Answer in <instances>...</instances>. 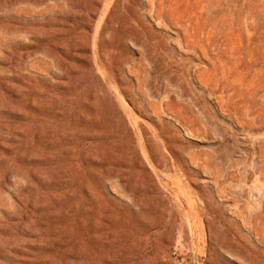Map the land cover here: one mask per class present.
Returning <instances> with one entry per match:
<instances>
[{
    "label": "rangeland",
    "instance_id": "374dc122",
    "mask_svg": "<svg viewBox=\"0 0 264 264\" xmlns=\"http://www.w3.org/2000/svg\"><path fill=\"white\" fill-rule=\"evenodd\" d=\"M0 264H264V0H0Z\"/></svg>",
    "mask_w": 264,
    "mask_h": 264
},
{
    "label": "bare ground",
    "instance_id": "6f19581e",
    "mask_svg": "<svg viewBox=\"0 0 264 264\" xmlns=\"http://www.w3.org/2000/svg\"><path fill=\"white\" fill-rule=\"evenodd\" d=\"M233 2H234V1H233ZM233 2H232V3H233ZM239 4H240V3H239ZM232 6H233V4H232ZM247 6H248V5H247ZM230 7H231V5H230ZM245 7H246V6H245ZM237 8H238V7H237ZM261 8H262V7H261ZM245 9H246V8H245ZM242 10H243V9H242ZM246 10H247V9H246ZM229 11H230V10H229ZM243 12H244V11H243ZM246 13H247V12H245V14H246ZM249 13H251V12H249ZM249 13H248V14H249ZM249 15H250V14H249ZM249 15H248V16H249ZM245 18H246V17H245ZM246 20H247V18H246ZM257 23H258V22H257ZM249 24H251V23H249ZM248 29H249V27H248Z\"/></svg>",
    "mask_w": 264,
    "mask_h": 264
}]
</instances>
